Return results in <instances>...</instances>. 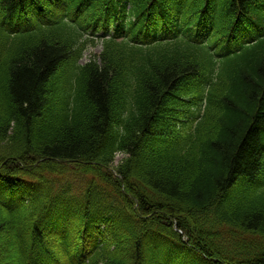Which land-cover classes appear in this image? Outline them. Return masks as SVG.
I'll use <instances>...</instances> for the list:
<instances>
[{"label":"trees","instance_id":"trees-1","mask_svg":"<svg viewBox=\"0 0 264 264\" xmlns=\"http://www.w3.org/2000/svg\"><path fill=\"white\" fill-rule=\"evenodd\" d=\"M2 233L17 264H264V0H0Z\"/></svg>","mask_w":264,"mask_h":264},{"label":"rangeland","instance_id":"rangeland-1","mask_svg":"<svg viewBox=\"0 0 264 264\" xmlns=\"http://www.w3.org/2000/svg\"><path fill=\"white\" fill-rule=\"evenodd\" d=\"M101 47L100 45H96L95 47L93 46H89L85 49L84 53H83V58H82V63H86L88 62L91 58H96L97 56L100 55L101 53ZM123 155H117L114 158V161L111 165L112 168H116L121 160L123 159ZM8 235L6 234H0V240H3L2 245L0 247V256H2L1 260L3 264H17L14 256L12 255V253L10 252V247L8 244Z\"/></svg>","mask_w":264,"mask_h":264}]
</instances>
